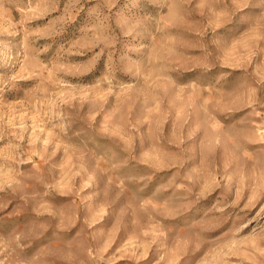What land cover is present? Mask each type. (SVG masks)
Segmentation results:
<instances>
[{
  "label": "rangeland",
  "instance_id": "374dc122",
  "mask_svg": "<svg viewBox=\"0 0 264 264\" xmlns=\"http://www.w3.org/2000/svg\"><path fill=\"white\" fill-rule=\"evenodd\" d=\"M0 264H264V0H0Z\"/></svg>",
  "mask_w": 264,
  "mask_h": 264
}]
</instances>
